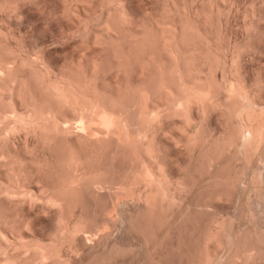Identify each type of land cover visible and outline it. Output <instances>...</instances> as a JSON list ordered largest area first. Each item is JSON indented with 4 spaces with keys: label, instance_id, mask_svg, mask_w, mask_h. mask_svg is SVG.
Masks as SVG:
<instances>
[{
    "label": "bare ground",
    "instance_id": "1",
    "mask_svg": "<svg viewBox=\"0 0 264 264\" xmlns=\"http://www.w3.org/2000/svg\"><path fill=\"white\" fill-rule=\"evenodd\" d=\"M221 3L0 0V264H71V257L82 252L80 245L90 256L94 250L89 251L106 245L125 218L118 217V210L127 205L141 210L144 223L145 218L158 222L164 209L178 205L197 145L199 157L206 154L211 163L226 150L239 153L231 154L240 159L243 154L245 165L254 159L251 153L264 134V106L256 103L255 86L241 62L242 51L253 43L243 40L244 47L236 38L232 44L227 41L231 11L225 12ZM79 7L86 16V10L95 9L94 21V16L80 19ZM246 11L244 17H251ZM27 15L36 22L28 25L31 37L48 29L52 42L63 41L61 62H56V52L26 43L29 32L25 36L13 29ZM252 17L243 22L247 34L257 32L264 21V16ZM74 20H82L87 31L86 39L77 34L83 42L73 39L80 46L70 37L82 27L78 32L73 27L74 34L64 29ZM261 31L258 40L264 39ZM249 36L246 40L258 42L254 34ZM95 45L101 55L109 51L106 62L95 58L97 52L90 55ZM209 110L221 114L213 121L222 131L217 134L214 128L210 132L217 135L207 132L208 138L203 123ZM113 160L122 161L124 168L126 163L125 171H113ZM87 198L98 209L93 218L84 213ZM217 228L204 235L218 234ZM120 245L107 246L113 254L125 253ZM101 255L104 264L107 256ZM93 257L77 264L98 261Z\"/></svg>",
    "mask_w": 264,
    "mask_h": 264
},
{
    "label": "rangeland",
    "instance_id": "2",
    "mask_svg": "<svg viewBox=\"0 0 264 264\" xmlns=\"http://www.w3.org/2000/svg\"><path fill=\"white\" fill-rule=\"evenodd\" d=\"M148 1L150 2V0H143V2H145V3H148ZM221 1H222L221 6L223 8L225 7V9H223V8L222 9L224 11L226 10L225 12L229 11V10L227 11V9H230V11H231L230 13L228 12V15L230 14L229 17L226 15L227 19H228L227 29L229 31L227 32V29H226V32H225L230 36L231 40H227V38H225V35L223 36V34H222L221 37H224V38H222V40H224L222 42H225V39H226L228 42L230 41L231 44L234 41L239 42L240 40H241L240 41L241 44L238 43V45H242V43L245 44V42L243 40L248 42V44H249V42L253 43L254 46L252 44H251L252 46H250V44H249V46H247V44H245V45L243 44L244 47L245 46H247V47H246V49L244 48L245 49L244 51H242L243 53L241 56V62L243 63V65L244 64L246 65V66L245 65L244 66L247 68V71H248L247 77H248L249 82L250 83L252 82V84H254V86H255V93L257 95L256 96V103L259 104L260 107L264 106V84H263V82H264V71L260 72L261 69L264 70V44H263L264 39H262L264 36L261 37L262 35H260L262 40H260V39L258 40V36H257L260 34L259 31H261V30H263V32L262 31L261 32L264 33V28H263L264 27V21H263L264 19H261L263 21L262 26L259 27L260 29H258L257 32L254 31L255 33L252 31H251V33H248V34L245 33L246 29H244V26H243V22L245 21V18L251 19V18H253L252 15L257 16V18L264 16V7H263L264 6V0H260V1L259 0H231V1L221 0ZM252 3H254V6ZM251 4H252V6H251ZM231 5H232V7H231ZM249 5L251 7H249ZM228 7H231V8H228ZM251 8L253 9V12H255L257 10L255 13H258V15L255 13L252 14ZM93 10L95 11V9L86 10L87 12L89 11V13H90V14L86 13V14H88V16H86L83 12L84 10L82 9V7H79V11H80L79 13H81L80 15L82 16V17H80V19H82V18L85 19V17H86V19H92L93 18L92 16H94ZM245 10H247L246 14L250 15L251 17H249V16L244 17L245 16V14H244ZM232 14H234V16ZM89 15H91V16H89ZM226 16H225V18H226ZM88 17H90V18H88ZM22 18H24V19H22ZM225 18H224V15H222V19H225ZM262 18H264V17H262ZM94 19H95V16L92 20L94 21ZM250 19L246 20V22L249 21ZM92 20H91V22L87 20L88 22H90V25L93 22ZM81 21L76 20L75 21L76 25L74 24L75 23L74 22V23H68L64 26L65 31L67 30L66 33H68L69 31L71 32L73 30V27H74V30L76 29L75 32H78V27H80V26L82 27L79 29V32L76 33V36L74 35L75 37L74 36H73V38L70 37V39L73 40V39H76V37L79 38L78 37L79 35H81L82 38L85 37V39H86L85 35H86L87 31L83 28ZM35 23H34L32 17L30 15L23 16V17H21V19H19L18 23L13 26V29L15 30V28L16 29L18 28V31L20 29L21 33H24L25 36L27 35V32H29L28 35L26 36V40H27L26 43L31 44L33 46H36L35 44H37V46L44 47L45 49L48 48L47 50H51L53 52H56V62H58V63L61 62L63 60V54H62V48H61L62 46L61 45H64V43H62V44H60V43L63 41H61V42L58 41L59 43L58 42H55V43L52 42L53 41L52 36H51L50 32L48 31V29H43L35 38L31 37L33 27H32V29L30 27L34 26ZM96 23H97V21H96ZM92 25H93V23H92ZM29 29H30V31H29ZM81 29H83V30L81 31ZM74 30L71 33H73ZM83 31L85 33H83ZM70 32H69V34H70ZM212 32H214V31H212ZM212 32H211V34H212ZM246 32H248V31H246ZM77 34H79V35H77ZM213 34L215 35V32ZM249 34H251V35L254 34L253 38L256 36L255 38H257V39H255V41L258 40V42L257 41L254 42V39H252L250 41L246 40V38L247 39L250 38ZM69 36H71V35H69ZM72 40H70V41H72ZM82 40H80V38H79V41H82ZM32 41H33V43H32ZM73 41H75V40H73ZM79 41H75V42L78 43ZM260 41H262L263 43H261ZM254 43H256V44H254ZM80 45L81 44H79V46ZM95 48H97V49H95ZM92 49H91V54H90L91 56L96 55L95 53L97 52V55L95 56V58L97 59L98 58L97 56H100L98 58V61H99L103 57V59L101 61L106 62V59L108 58V54H109L108 50H107V55H103V54L101 55L100 53H102L101 52L102 50L99 47V45L97 47H96V45H95V47L93 46ZM98 51H100V52H98ZM104 51L106 52V49L105 50L103 49V52ZM57 53H58V55H57ZM98 54H100V55H98ZM243 56H244V58H243ZM257 66H258V68H257ZM259 67H263V68L259 69ZM216 71H217V74H220L219 69H217ZM260 89H261V91H260ZM209 111H211V110H209ZM217 111H219V110L217 109ZM216 113H217L216 111L212 110L209 113L210 116L207 115L210 117V119H208L209 117H206V119L204 120L203 130H204V132L206 131V134H207V132H209V135H210L211 134L210 131L215 130V129H216L215 131L217 132V134L222 131L221 126L214 122V121H216L215 117H219V118L221 117L220 116L221 114H219V113L216 114ZM216 115H218V116H216ZM219 118H218V120L223 121V118L222 119H219ZM207 119L209 122L206 121ZM212 127H213V129H212ZM216 132H214V134L212 132L213 136L217 135ZM212 134H211V136H212ZM209 135L207 134L208 138H209ZM261 140L259 141V144H261V145L259 146V144H257L258 146L256 145L255 149L253 150V152L256 151L255 152L256 154L253 152L251 153L250 158L252 159V157H253L254 159H252V161L250 160L249 163H246V165L248 164L247 167H249V168H245L246 165L244 163L245 161H243V160H246V158L244 157L245 159L244 158L242 159L243 154L241 153L242 157L240 159L239 156L237 155L239 153H237L235 151H231V150L230 151L226 150L227 152L223 151V153L221 152L222 155L220 153V158H217L218 162H217V159H216V161L212 160V163L210 160H208V161H210V162H208L206 160L208 155L205 154L206 155L205 156L202 154L203 157L202 156L199 157V155H200L199 153H201V152L198 153V151L201 149V147H199L200 145H197V147H195L194 151H193L194 155H193L192 161L190 162L191 166L189 165V167H190L189 169H191V171L190 170L189 171L191 173H189L190 176H189V179H187L188 182L186 180L187 184H185V187L183 188L185 191H183V189H182V192L179 190L180 193L178 191L179 194H177V198L175 200V202H178V205L175 206V203H174V204H172L173 206L172 205L170 206V208L168 207V208L164 209L163 212H165L164 213L165 215L163 214V217L161 219H158V222L156 221V219L154 220V218L151 219L148 217L150 220L148 221L145 218V223L141 220L142 218L140 219V217H143L140 213L141 210H138L133 205H127V206H125V208L122 207L121 208L122 212L120 211V209L118 210V213H119L118 217L124 218V216H125L124 220L120 219L121 222L123 220V222H122L123 224L118 221L119 222L117 225L118 228L115 227V229H113L112 234L110 236V239L108 238V241H106L107 242L106 245H104L105 243L103 244L104 247L106 246L104 248V251L102 249L103 248V245H102L101 247L100 246L98 248L96 247L98 250L95 248L96 250L92 249L91 251H89V252H92L94 250V252L95 251L97 252L96 255H95L96 252L95 253L93 252L89 256L90 253L88 254L87 251H84L83 250L84 246L80 245L81 243L80 244L78 243V242H80L79 240H76V243H78L77 244L78 247L80 245V248H81V250H78V251H82V252H81V254L78 252L79 256L77 254L75 256V258H74V256L71 257L73 260V261L71 260L72 263L75 264L74 261H76V264H77V262L79 263V261L84 263L86 261V259L88 261L89 258L93 257V255H94L96 257L95 258L93 257V260L96 259L98 261H95L94 263H91V264H102L103 261H99V258H100V256H102L101 254H103V255L107 256L106 259L104 260V262H105L104 264H156V263L157 264H195V263L196 264H205V262H206V264H264V134H263ZM204 149L205 148L203 147L202 150L205 152ZM233 152L237 153V154L234 153V156L236 157V155H237L239 160L237 158L235 159V157L232 155ZM208 159H210V158H208ZM116 160H118V159H116ZM121 160H123V159H121ZM114 161L115 160H113V162L108 161V162H111L109 165H113ZM247 161H248V159H247ZM117 162L115 161V163H114L116 166H114V167L110 166V168L112 169V168L116 167L118 169L116 170V168H115V169H113V171L115 170V172L116 171L118 172V170H119L120 171L119 173L124 172L126 169V163H125V168L123 165L124 160H123V162L122 161L121 162L117 161ZM226 162L228 164H226ZM227 165H230V166H227ZM241 166H244V167L242 168ZM196 167H197V169H195ZM237 167H238V169H236ZM239 167H241V168H239ZM259 172L261 175L259 174ZM192 173H194V174L192 175ZM236 178H237V181H236ZM233 184H235V185H233ZM260 185H261V187H260ZM216 187H217V189H216ZM219 192H220V194H218ZM182 193H184L185 195ZM225 193L227 194V196L224 195ZM214 194L215 195L217 194V198L215 197V199H218L219 201H217V200L215 201V199L211 200L212 197L210 195H212L214 197ZM218 195L221 196V198L219 196L220 199L218 198ZM183 197H184V199H183ZM104 198L107 200L106 197H102V199H104ZM87 199H88V201H86V200L85 201H86V203H88V206L86 204V209L84 210V213H86L85 215H87V217L88 216L90 217V215L93 214V215H91V217L93 218L98 213V212H96L98 209L97 210L95 209L96 207H95L93 200L91 202L93 204H90L89 203L90 198H87ZM180 201H182V202H180ZM137 211H139V215H141V216L138 215L137 217H134L137 214L136 213ZM168 211H169V213L167 214ZM93 212H95V214ZM129 215H132V217L131 216L129 217ZM137 218H139V219H137ZM165 218H167V219L165 220ZM217 218H220V219H218V221L221 220L220 223L216 222ZM128 219H130V220L127 221ZM222 219H224V220H222ZM163 220H165V221L163 222ZM132 221L134 224L130 223ZM152 224H154V225H152ZM217 224H220L219 225L220 227L217 228V226H214ZM222 225H224V226H222ZM150 226H152V227H150ZM37 227L39 228L38 225H35V228H37ZM211 227H213V228H211ZM215 227L217 228V232H219V230L221 229V232H219L220 235H219V233L214 234L213 236L210 235L211 233H209V235H204L208 232L209 229H212V230L216 229ZM152 231L153 232L155 231V232L153 233ZM209 231H211V230H209ZM169 234H170V236H169ZM217 235H219V237H221V238L217 239L218 242L213 241V237L216 236V238H217L218 237ZM207 236H211V238H210L211 240L208 239V240H210V242L208 240L204 241V239H206ZM216 238H214V240ZM109 241H110V244H109ZM112 243H114L116 245L121 244L120 247L124 245L123 247L125 248V250L127 252L126 251H125V253L122 252L123 254L122 253L121 254H118V253L113 254L110 251L111 252L110 253L109 252L110 246H107V245H111ZM206 244H208V245L210 244L208 246L209 249L206 246H204ZM226 244H228V245H226ZM213 245L216 247H214ZM106 248H107V251H106ZM124 248H123V250H124ZM200 248H202V251ZM214 248H216V249H214ZM207 249L210 251H208ZM213 249H214V251H213ZM199 250L201 252L200 254L198 253ZM203 250H205L206 252L208 251L207 253H210V256H212V257H210V259L208 257H206V255H209V254H207ZM83 252H87V254H88L87 256H89V258H87L86 254H84ZM107 253L108 254L110 253L111 255L109 254V256H108ZM199 255H200L201 259L199 258ZM76 259H78V261ZM203 259H204V262H201V260L203 261ZM69 263H71V262L69 261ZM85 263H87V262H85Z\"/></svg>",
    "mask_w": 264,
    "mask_h": 264
}]
</instances>
